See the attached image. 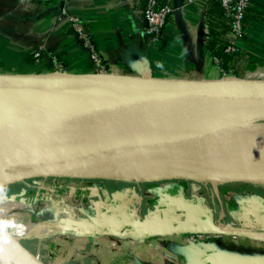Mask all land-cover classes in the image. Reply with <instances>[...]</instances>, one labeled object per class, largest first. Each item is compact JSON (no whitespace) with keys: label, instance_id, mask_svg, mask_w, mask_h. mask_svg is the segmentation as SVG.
I'll use <instances>...</instances> for the list:
<instances>
[{"label":"crops","instance_id":"1","mask_svg":"<svg viewBox=\"0 0 264 264\" xmlns=\"http://www.w3.org/2000/svg\"><path fill=\"white\" fill-rule=\"evenodd\" d=\"M164 1L176 7V11L163 37L154 42L144 33L145 0H69L65 3L0 0V75L55 74L49 52L57 57L65 74L97 73L89 51L71 33L69 16L75 15L89 31L101 61L115 73L192 80L222 78L223 73L214 65L206 45L207 0ZM252 8L253 18L247 24L244 39L236 40L228 33L230 43L235 44L239 54L231 65L237 74L250 69L248 80L264 81V0H253ZM39 47L44 54L36 61L33 53ZM136 189L113 191L107 186L102 192L107 224L103 227L92 218L88 230L93 231L95 227L110 230L113 233L110 239L118 240L124 254L111 257L103 249L100 253L94 248L93 264H129V253L133 252L127 246L130 240L139 241L134 251L149 264H264V194L261 191L229 192L224 209L234 228L226 229L217 239L202 237L195 241L188 237L208 235L213 229L214 210L205 200L195 198L194 191L180 181ZM135 200L136 204L140 201L137 205L140 223L135 229L118 233L115 223L127 219L130 210L126 205ZM17 212L13 226L28 235L19 239L51 236L56 230L65 229L60 224L63 221L64 225L65 219L25 221L20 220L23 215ZM8 237L19 246V240Z\"/></svg>","mask_w":264,"mask_h":264},{"label":"bare ground","instance_id":"2","mask_svg":"<svg viewBox=\"0 0 264 264\" xmlns=\"http://www.w3.org/2000/svg\"><path fill=\"white\" fill-rule=\"evenodd\" d=\"M28 94L0 89V104ZM112 158L135 161V172L95 179L142 184L178 175L202 184L211 200L218 185L242 179L264 190V105L212 109L77 90L34 115L0 123L1 186L22 177L94 179L110 174L102 165ZM214 207L220 228H234Z\"/></svg>","mask_w":264,"mask_h":264},{"label":"rangeland","instance_id":"3","mask_svg":"<svg viewBox=\"0 0 264 264\" xmlns=\"http://www.w3.org/2000/svg\"><path fill=\"white\" fill-rule=\"evenodd\" d=\"M249 70L250 69H247L246 72L241 74L234 72L235 74L228 75L227 77L246 78ZM118 159L120 158H112L107 162V165H102L109 168L110 174L104 176L92 174L89 176L94 179H53L52 177H47L44 180V177L40 178V176L22 177L5 186H0V192L3 191L4 196L23 202L12 201L5 198L3 195L0 197V229L5 234L8 233V235L16 241L20 240L19 238L21 237L28 236L23 234L20 228L13 226L18 218L14 214L18 215L17 211H20L22 214L23 209H25L22 214L23 218H20V220L24 219L25 221H29L35 216H37V218L33 219L39 222H55L65 219L64 225L63 221L60 223L65 229L56 230L58 232H53L49 237L29 238L19 243L28 253L38 256L45 264H93L92 262L95 257L91 255V253L94 248H98L100 253H102L103 249L105 253L111 257L116 253H120V255L124 254L118 240L116 238L110 239L113 233L103 228L107 224L108 219L102 204V199L104 198L102 192L107 186L109 188L111 187L114 191L118 188L136 189L135 187L141 186L137 189H142L147 186L151 187L152 185H157L158 183L180 181L181 183H185L186 187L194 191L195 198L205 200L211 210H215L214 206H217L226 218H228V214L224 207H227L226 204L229 202V192L235 189L237 191L248 189L259 190L264 194V190L254 188L248 180L245 181L244 179L218 185L217 197L213 200H211L212 194L209 190L204 188L202 184L194 180L191 181L190 179L177 177L178 175H171V177L159 181L143 182L142 184H117L108 180L95 179L101 177H123V171L135 172V161L124 160L126 163H120L119 161L122 160ZM211 201H214V203ZM126 207L130 210L127 219L115 223V229L118 233H124L127 230L135 229V226L140 223V220L136 219L138 214V210H135L137 208L136 202H132L126 205ZM90 209L93 210L94 214L88 211ZM92 218L103 227H95L93 231L88 230V223ZM138 243L139 241L130 240L127 245L129 250L133 249V252L129 253V264H144V262L149 264V262L140 258L136 254V251H134ZM7 244L8 245H4L0 241V251L8 255L11 260H14L15 258L10 251L11 245L9 243ZM125 261L127 263V260Z\"/></svg>","mask_w":264,"mask_h":264},{"label":"water","instance_id":"4","mask_svg":"<svg viewBox=\"0 0 264 264\" xmlns=\"http://www.w3.org/2000/svg\"><path fill=\"white\" fill-rule=\"evenodd\" d=\"M0 89L29 92L21 99L0 104V123L34 115L77 90L86 93L122 92L152 100L169 101L183 106H200L212 109L264 105V81L232 76L219 79L192 80L187 78L135 77L119 73L0 75ZM15 180L7 181L4 186ZM1 185L3 184L0 182ZM2 195L4 196L3 191L0 192V197ZM8 199L19 201L12 198ZM1 231L0 229V241L4 245H8L7 243L11 245L10 251L15 261L0 251V264H17V260L20 264H45L38 256L28 253L20 244V241L29 238L20 239L18 241V243L20 242L19 246L15 247L13 246L14 241L12 240V242L8 238V233L5 234Z\"/></svg>","mask_w":264,"mask_h":264},{"label":"built area","instance_id":"5","mask_svg":"<svg viewBox=\"0 0 264 264\" xmlns=\"http://www.w3.org/2000/svg\"><path fill=\"white\" fill-rule=\"evenodd\" d=\"M36 2H67L69 0H32ZM221 6L223 7L226 16L229 18L230 25V33L233 37L238 40L241 39L245 34V29L243 27V19L246 13L247 8L251 4V0H220ZM176 11V7H174L170 3H162L161 0H145L144 7L142 9V19L144 23V33L150 38L152 41H159L163 37V33L166 25L169 22L172 14ZM70 21V30L75 39H77L81 45L89 51L90 58L92 62L95 64L97 69V73H115L113 72V68L109 65H105L100 57L97 54L96 47L94 41L87 30L83 21L75 15L69 16ZM205 35H207L208 30L207 27L204 29ZM236 46L234 43H231L225 48L226 53H234L236 52ZM44 54V50L42 47H39L33 53V58L38 61L39 58ZM52 61V65L54 68L55 74H62L63 69L60 66V63L53 53H47ZM212 61L214 65L220 69L223 73V77H227L228 75H232L233 70H229L225 72L220 66L219 61L216 57L212 56ZM136 202V200L134 201ZM140 201H138L139 203ZM136 204V206L138 205ZM137 210V208L135 209ZM224 218V217H223ZM137 220H141V217L137 214ZM136 222V221H135ZM226 227L227 223L224 221L222 224ZM227 229V228H226ZM226 229H221L219 226V221L214 220L212 233L210 234H193L188 238L190 240H198L200 238L207 239H217L221 237V235L225 232Z\"/></svg>","mask_w":264,"mask_h":264},{"label":"trees","instance_id":"6","mask_svg":"<svg viewBox=\"0 0 264 264\" xmlns=\"http://www.w3.org/2000/svg\"><path fill=\"white\" fill-rule=\"evenodd\" d=\"M162 3H166L161 0ZM208 6L206 11L205 23L208 30L206 35L207 49L213 57H216L219 61V66L227 72L229 69L233 70L231 65L234 57L239 56L236 52L226 53L225 48L230 45L228 33H230L229 18L221 6L220 0H207ZM253 0H251L250 6L247 8L243 19V27L246 31L249 20L253 17L250 13L254 10L252 8ZM245 35L242 37L244 39ZM237 49V48H236Z\"/></svg>","mask_w":264,"mask_h":264}]
</instances>
